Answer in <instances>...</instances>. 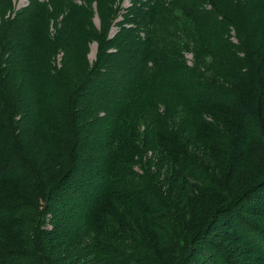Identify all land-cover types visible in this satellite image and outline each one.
Returning a JSON list of instances; mask_svg holds the SVG:
<instances>
[{
    "label": "trees",
    "instance_id": "1",
    "mask_svg": "<svg viewBox=\"0 0 264 264\" xmlns=\"http://www.w3.org/2000/svg\"><path fill=\"white\" fill-rule=\"evenodd\" d=\"M13 8L0 0V264H203L216 223H242L238 254L264 260V234L244 215L256 212L242 204L264 214V194L252 195L264 189V0ZM125 35L140 45L110 51ZM148 150L171 179L142 161ZM183 174L231 194L247 176L235 186L245 197L194 210L184 203L200 195L184 197Z\"/></svg>",
    "mask_w": 264,
    "mask_h": 264
},
{
    "label": "rangeland",
    "instance_id": "2",
    "mask_svg": "<svg viewBox=\"0 0 264 264\" xmlns=\"http://www.w3.org/2000/svg\"><path fill=\"white\" fill-rule=\"evenodd\" d=\"M30 1L31 0H13L14 8H13V10L8 12L7 16L14 17L16 12L25 8L30 3ZM119 3L121 4L122 7H126L130 4V0H119ZM119 19H121V17ZM94 22L97 26H100V19H99L97 13L95 14ZM117 30H118V26L117 25L113 26L111 28V31L109 32V36L110 37L114 36L115 32ZM123 38L124 39L122 42H115L110 47L109 50L115 51L117 48H122V46L124 44H126V45L131 44L132 40L135 43V46L140 45V41L137 40L136 38H133L132 36L125 35ZM98 44H99L98 40L93 39V40H91L90 44L88 45V51L86 53L85 58H86V61L88 62L89 65H91V63L93 64L94 61L97 59ZM186 56L190 61L193 59V55H192L191 51L188 52L186 54ZM62 58H63V53H58L56 61L60 62V61H62ZM130 65H131V63L128 62L126 64V67H129ZM159 108L163 109V104L162 105L160 104ZM220 114L223 115V111H221ZM138 126H139L141 131H144L146 129V127L148 126V121L146 119L138 120ZM140 157H141L142 161L145 160L146 157H148V160H151L150 167L152 169L157 170L158 167L160 166L161 172H162V177L164 178V181L166 179L172 178V175H171L172 168L171 167H173V166L168 165L165 160L162 161V158H161L162 154H158V153H155L153 151L148 150L145 156L140 155ZM181 174L182 173L178 172V174L175 175L177 182L179 181L180 178H178V177ZM251 175L252 174H249V181L250 182H254L258 179V178H256L255 180L251 181L250 180ZM183 177L185 178L186 176L184 175ZM246 177L247 176L243 177L239 183L237 182V180H235V182H233L234 180L232 181V186H233L232 194L229 193L230 187L227 185L226 186L223 185L221 191H219L214 187H211V188L206 187L205 188V187L198 186L197 183L190 182L188 179L185 178V181H186L185 185L187 186V188H186L187 191H184V197H187V195H189L191 193H193L195 195H200V196L195 197V198H190V199L186 200L184 204L185 205L190 204V206H192V208H194V210H195V208L200 209V204L206 205L208 203V201L211 200V201H216L217 203H219L220 208H221V206H223L225 208H230L233 204L232 203L233 199H234V201H236V200H241L245 197V196H243L242 198L238 199L239 198V194H238L239 190L238 189L236 190L235 186L238 185L240 188H242L244 186V184L242 186H240V183L241 182L244 183L245 182L244 179ZM81 192L84 196L88 195V193H85L84 190H82ZM209 192L215 193V195L214 196L212 195L209 198L210 195L207 194ZM261 194H264V189H257L252 195L257 196V195H261ZM230 196H232V197L230 198ZM253 198H251V199H253ZM251 201L252 200L246 199V200H243L242 204L245 205L246 207H248L247 209H251L252 211H255L257 214V211H259V210L255 204H252ZM206 209H209V208H206ZM110 210H112V206L110 207ZM194 210H191L190 213L187 211L186 214H188L189 218L195 216V213H197ZM235 210L238 211V208ZM110 214L112 215V212H110ZM256 214L252 213V212H247L244 215L247 217V219L250 221V223L257 224L258 225L257 227L260 228L261 234H264V214H261L259 216ZM234 225L238 226V227H236L238 229L239 227H241L242 223H239V224L235 223ZM234 225L228 224L226 226V223H216L215 229H216L217 233L213 237L214 243H210L207 247L205 245L200 246L198 249L199 251H203V255L205 256L204 257L205 260L202 259L204 261L203 264H209V263L210 264H227L228 263L227 261H229L231 264H253V263L256 264L255 263L256 260H257L256 262H258L259 264H264V260L259 259L258 255L256 253H246L244 255L238 254L241 250L243 251V249H245V247L243 246V244L241 242H239L240 232L237 229H235ZM230 226L234 227V231L232 228H230ZM167 229H171V227H167ZM249 251H251L250 248H249ZM55 253H57V254L62 253V250L56 251ZM58 255L61 256V254H58ZM242 259H246V263ZM67 263L68 262L64 261V262H61L59 264H67ZM69 264H97V262L96 261L93 262L92 260H88L87 258H81V257H78L77 255H74L73 261L69 262Z\"/></svg>",
    "mask_w": 264,
    "mask_h": 264
}]
</instances>
